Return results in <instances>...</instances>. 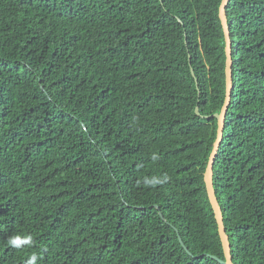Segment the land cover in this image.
Listing matches in <instances>:
<instances>
[{
  "label": "trees",
  "instance_id": "trees-1",
  "mask_svg": "<svg viewBox=\"0 0 264 264\" xmlns=\"http://www.w3.org/2000/svg\"><path fill=\"white\" fill-rule=\"evenodd\" d=\"M220 2L0 0V264H220ZM225 13L212 183L264 264V0Z\"/></svg>",
  "mask_w": 264,
  "mask_h": 264
},
{
  "label": "water",
  "instance_id": "water-1",
  "mask_svg": "<svg viewBox=\"0 0 264 264\" xmlns=\"http://www.w3.org/2000/svg\"><path fill=\"white\" fill-rule=\"evenodd\" d=\"M228 0H221L219 5V11L218 16L220 19V23L223 30L225 45H224V53H225V95H224V102L221 106V109L219 113L213 114L212 116L217 121V128H216V136L215 140L212 145V150L210 152L208 162L203 174V181L205 184L206 194L209 201V204L211 206V209L213 211L214 219L217 224V232L218 236L221 242L222 251H223V260L212 257L215 260H217L220 264H233L231 253H230V244L228 241V236L225 233L224 225H223V217L221 213L220 206L217 202L214 189H213V183H212V176H213V164L215 161V156L217 154L218 147L222 140L223 130H224V123H225V117H226V111L228 108V105L230 103L231 98V91L233 88L232 85V59H231V41L229 37V30L226 22V13H225V7L227 5ZM192 73V70H191Z\"/></svg>",
  "mask_w": 264,
  "mask_h": 264
}]
</instances>
